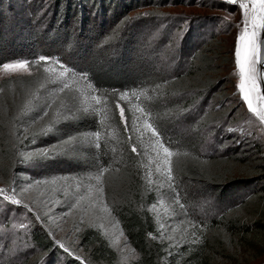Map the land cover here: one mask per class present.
Here are the masks:
<instances>
[{
    "label": "rangeland",
    "instance_id": "1",
    "mask_svg": "<svg viewBox=\"0 0 264 264\" xmlns=\"http://www.w3.org/2000/svg\"><path fill=\"white\" fill-rule=\"evenodd\" d=\"M96 1V6H86L92 31L80 36L83 29L77 24L73 29L77 35L73 42L63 43V51H53L55 47L49 48L43 40L38 43L43 55L33 59L32 64L23 59L9 61V64L27 62L25 68L9 72L0 66V81L17 76L41 77L33 88L10 86L0 90V189L20 201L19 205L13 204L0 194V264H70L72 259H80L84 254L78 242L87 228H94L106 237L119 261L131 262L137 254L126 242L111 207L134 190L156 192L151 210L159 223L161 239L171 247L209 238L220 229L227 232L223 222L235 213L245 223L258 218L264 221L261 205L264 204V121L248 108L239 91L240 76L234 54L244 27L249 34L254 30L253 13L248 12L245 25L240 0L236 4L229 0H125L123 8L121 2L118 4L122 9L110 6L108 0ZM53 2L26 0L25 4L47 8ZM53 10L54 6L44 20L51 17ZM209 41L218 56L214 70L197 76L194 72L182 84L183 90H198L174 93V79L187 73L196 52ZM84 43H95L92 50L97 44L107 43L109 56L116 64L133 60L140 70L149 73L147 77L154 76L160 81L151 84L147 80L132 91L118 94L119 102L130 114L131 124L124 132L113 123V110L106 96L80 71L85 56L80 58L77 51ZM85 50L84 45L81 51ZM41 56L47 59L40 60ZM65 83L68 87H64ZM209 84H215L216 89L199 90ZM257 85L258 90L251 96L253 106L261 110L264 101L258 99L261 94L258 82ZM66 92H75L78 108L98 118L97 129L83 136L82 141L96 149L103 148L108 155L106 163L92 172L76 175L75 163L64 155L73 146H59L52 139L41 142L45 146L40 149L30 148L25 153L20 149L19 159L13 158L7 150L13 146L17 149L14 142L17 120L34 114L33 122L17 134L18 140L26 139L27 144L33 145L35 139L29 135L47 137L62 119ZM125 92L127 96L121 98ZM165 99L173 106L167 107L170 111L165 113L172 114V118L165 126L167 132L163 137L151 103ZM121 105L118 104L117 111L125 126ZM154 131L159 133L160 143L169 148L171 156L166 157L157 146ZM177 138L182 145L176 142ZM196 139L201 141L197 154L184 146ZM133 146L136 152L132 151ZM41 150H47L48 155H39ZM165 159L168 164L164 163ZM190 163L199 164L213 183L251 180L259 194L251 196L250 186L241 190L238 200L219 197V190L209 187L198 191L181 179L180 173ZM14 164H18L25 180L18 188L10 183ZM212 219L217 222L211 223ZM36 226L51 233L61 253H47L35 246L32 234ZM262 247L264 242L255 245L249 240H236L227 247L223 263L262 264L264 255L257 257ZM66 257L71 259L67 262Z\"/></svg>",
    "mask_w": 264,
    "mask_h": 264
},
{
    "label": "trees",
    "instance_id": "2",
    "mask_svg": "<svg viewBox=\"0 0 264 264\" xmlns=\"http://www.w3.org/2000/svg\"><path fill=\"white\" fill-rule=\"evenodd\" d=\"M53 1L54 4H50L47 8H36L33 4H25L26 0H0V66L16 59L27 60L29 64H32L30 62L33 59L43 55V51L38 48V43L43 40L48 44L49 48L55 47L53 51L62 50L61 48H64L63 43L69 44L73 42L72 39L77 35L73 31L76 26L80 25L81 29H83L80 36L85 31H92V21L87 16L88 9L86 6L88 4L96 6V0ZM101 1L105 2L107 0ZM108 1L110 6L114 5L117 8H123L124 4H126L125 0ZM120 2L121 7L118 6ZM53 6L54 10L50 13L51 17L44 20L45 15H49ZM127 19L125 18V21ZM211 41L196 52L187 73L174 79V93L182 94L186 91L198 90V88L183 90L185 86L182 84L194 72H196L195 76H197L198 74L205 75L214 70L218 56L213 51V45L210 44ZM94 44L84 43L80 47V51H77L80 58L83 57V54L85 56V58L83 57L84 61L82 62V69L80 71L85 74L97 91L106 96V101L113 110L112 121L120 128L121 132H124L130 127V114L126 106L119 102L118 94L125 90L132 91L147 80L151 84L159 83L160 81L154 76L147 77L149 73L140 70L133 60H126L120 64H116L109 56L111 51L108 50L109 48L107 47L109 45L107 43L97 44L95 45V50H92L91 48ZM84 45L86 50L82 52L81 50ZM104 47L105 51L102 50ZM130 53L128 52V54ZM40 78V76L36 75L9 77L0 81V90L9 88L10 86L33 88L38 84ZM204 87H200L199 90L210 89L214 91L216 89L215 84H209ZM63 99L66 102L65 114L59 120L58 125L49 131L47 137L44 135L38 136L35 133L29 135L31 139H35L33 145L27 144L26 139L18 140L20 137V135H17L18 132L28 127L35 118L34 114L20 117L15 126L16 139L14 142L17 145V149L15 146L8 147L7 152H12L11 156L19 159L18 150L21 149V152L25 153L30 148L40 149L45 146L41 142L52 139L53 143L59 146H66V148L67 145L73 146L72 149L68 148L64 155L69 161L75 163L78 169L75 171L76 175L85 174L88 170L92 172L98 165L106 163L108 159V155L104 154L103 148L96 149L93 144L88 145L82 141L83 136L97 129L98 118L78 108V99L75 92L64 93ZM168 99L162 101L155 100L151 103L154 119L159 125V132L163 137H166L167 132L165 126L168 124V120L172 118V114L170 116L165 114L170 111L167 107L173 106V103ZM118 104H122L121 106L124 110L125 126H122L118 115ZM63 125H67L68 128H62ZM65 141L69 142L65 143ZM176 142H180L181 145L183 144L178 138ZM184 146L197 154L201 141L197 139L192 140L191 143ZM10 173L11 185H15L18 188L25 182L18 164L12 166ZM180 175L181 179H184L187 184L196 187L198 191L205 187L219 190V197L238 200V194L241 190L243 188L248 190L250 187L252 188L249 189L251 196L254 197L259 194L255 191L257 189L252 187L251 180H232L224 185L213 183L211 178L206 175L197 163L186 165ZM155 193V191L146 189L144 191L141 189V192L140 190H134L111 207L112 216L122 230L126 242L137 254L134 260L129 263L119 261L116 253L109 246L106 237L94 228H87L80 234L78 242V247L83 250L84 254L80 259H72L70 264H224L223 258L228 254L226 253L227 247L236 240H249L255 245L264 242V221L258 218L245 223L235 213L223 222V227L227 232L220 229L218 233H213L209 238L196 240L192 243H179L177 246L171 247L161 239L159 223L151 210L154 201L157 199ZM261 205L264 206V204ZM210 222L214 223L217 220L212 219ZM50 234L44 227L36 226L32 234L33 243L38 249L47 253L53 251L61 253V250L51 239ZM261 255H264V247H262L257 257ZM66 259L68 262L71 257H66Z\"/></svg>",
    "mask_w": 264,
    "mask_h": 264
},
{
    "label": "snow or ice",
    "instance_id": "3",
    "mask_svg": "<svg viewBox=\"0 0 264 264\" xmlns=\"http://www.w3.org/2000/svg\"><path fill=\"white\" fill-rule=\"evenodd\" d=\"M230 3L236 4L237 0H229ZM249 3L251 4V8L249 7ZM239 8L244 10L243 12V21L242 23L247 25L248 22V12L251 11L253 13L252 18V27L253 32L249 34L247 27L240 32L237 43L235 45V63L239 69L240 83H239V91L243 93V99L247 101L248 108L251 109L256 115L259 117L260 121H264V109L257 110L253 106L252 96L251 94L258 90L257 85V75L258 69L256 68L257 64L264 65V59L261 58L259 53V48L255 42L256 32L255 29L257 27H264V0H240ZM260 13V15H257ZM45 56H41L40 60H46ZM55 63V61H53ZM27 62H17L14 64L5 63L3 64V70L5 72H9L15 69L25 68ZM67 69H65L66 71ZM261 84H264V80L261 81ZM64 87H68L67 83H65ZM127 96V93H122L121 98ZM259 100L264 101V95L258 97ZM121 115L123 116V110H121ZM150 127V125H149ZM153 135L157 137V146L163 149V152L166 157L172 155L169 151L168 147H165L159 141V133L153 132ZM69 141H65L68 143ZM133 152H136L137 149L135 146L132 148ZM31 153L27 154L30 158ZM39 155L47 156V150H41ZM165 164H168V160L165 159ZM171 182V178H170ZM0 194L3 195L4 200H8L13 204H20V201L16 199L15 195H9L5 189H0ZM31 211V209H29ZM57 243H59L57 241ZM60 247L64 248L63 244H60ZM67 252L68 249L64 248ZM79 259V258H78Z\"/></svg>",
    "mask_w": 264,
    "mask_h": 264
},
{
    "label": "water",
    "instance_id": "4",
    "mask_svg": "<svg viewBox=\"0 0 264 264\" xmlns=\"http://www.w3.org/2000/svg\"><path fill=\"white\" fill-rule=\"evenodd\" d=\"M256 44L259 48L261 58L264 59V27H258L257 29ZM256 68L258 69L257 82L262 96L264 95V84H261V81L264 80V65L257 64Z\"/></svg>",
    "mask_w": 264,
    "mask_h": 264
},
{
    "label": "built area",
    "instance_id": "5",
    "mask_svg": "<svg viewBox=\"0 0 264 264\" xmlns=\"http://www.w3.org/2000/svg\"><path fill=\"white\" fill-rule=\"evenodd\" d=\"M262 264H264V262Z\"/></svg>",
    "mask_w": 264,
    "mask_h": 264
},
{
    "label": "crops",
    "instance_id": "6",
    "mask_svg": "<svg viewBox=\"0 0 264 264\" xmlns=\"http://www.w3.org/2000/svg\"><path fill=\"white\" fill-rule=\"evenodd\" d=\"M256 29H258V27Z\"/></svg>",
    "mask_w": 264,
    "mask_h": 264
}]
</instances>
